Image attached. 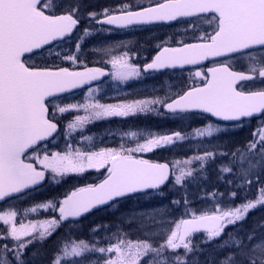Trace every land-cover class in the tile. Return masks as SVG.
Here are the masks:
<instances>
[{"label":"snow or ice","instance_id":"obj_1","mask_svg":"<svg viewBox=\"0 0 264 264\" xmlns=\"http://www.w3.org/2000/svg\"><path fill=\"white\" fill-rule=\"evenodd\" d=\"M125 10L118 15H108L97 21L117 27L132 24H148L154 21L171 22L182 18L196 17L206 22L211 31L205 30L195 37L199 42L188 43L183 40L178 47H162L147 69H166L198 65L205 60L240 54L251 63L246 72L233 70L227 62H217L207 73L196 71L203 84L184 91L169 100H140L130 104L101 105L98 103L60 106L54 99L58 93H65L83 84H87L105 73L99 68H87L85 71L38 69L30 64L35 50L52 45L54 41L69 36L79 23V6L67 5L65 0H0V201L13 194L38 185L45 179L46 172L53 178L69 173H83L87 169L99 171L105 168L107 175L97 185H89L74 191L58 206V218L54 216L43 222L24 224L17 222V211L0 209V264H28L25 251L29 245L39 239L44 241L69 218H78L98 205L109 204L130 194L147 189L160 190L170 177L175 185H183L185 177L192 171L179 167V174L170 170L167 163H153L147 159L137 158L134 153H144L155 148L173 144L185 137L176 132L137 142L135 147L121 145L119 149L105 148L100 151H81L79 148L60 153H45L41 157L38 145L41 141L54 139L58 123L55 112L50 116L52 105L61 114L69 110L83 108L87 115H76L69 122L68 129L74 131L93 119L105 116H128L137 112L155 111L153 104H161L169 112L200 110L223 121H240L241 118L256 117L259 120L253 131V139L248 142L247 151L259 156L250 159L244 153L239 154V167L242 178L249 185L252 169L264 173V88L243 91L237 85L241 81L264 83V0H158L154 6ZM95 17L94 13L90 14ZM189 25L196 21L187 20ZM88 34V30H84ZM79 50L80 44L76 45ZM258 50L259 54H254ZM59 55V53H57ZM64 59L76 63L77 57L68 55ZM112 77L126 81L139 76V69L129 63L128 54L114 56L111 60ZM92 110L91 112L89 110ZM219 127L209 124L203 130H197L198 136L220 132ZM135 136L136 133H131ZM31 150V151H30ZM227 156L228 153H221ZM214 153L205 152L203 156L194 157L205 161ZM233 157L237 153H232ZM40 165L38 170L30 161ZM247 161V167L245 162ZM191 164V160L182 162ZM222 172L231 173V167H224ZM236 193H232L235 197ZM179 205L181 201L174 200ZM187 203V200H184ZM264 206V186L258 189L256 198L246 200L229 210L216 207L212 214H193L191 219H180L168 230L167 238L154 247L148 240H118L115 244L97 248L81 240L65 243L59 249L52 264H80L74 258L86 253L99 252L114 254L104 260V264H188V254L194 251L190 239L193 234L204 232V242L220 238L229 225L244 221L250 210ZM45 211L57 210L56 204L47 202L38 205ZM30 211H37L33 207ZM38 236L34 235L37 232ZM226 253L219 264H264V239L252 243L253 233L245 238H232ZM12 241L9 243L8 241ZM184 252L181 253L180 250ZM173 253L165 256V251ZM149 253L154 254L149 256ZM70 258H73L70 260Z\"/></svg>","mask_w":264,"mask_h":264},{"label":"trees","instance_id":"obj_2","mask_svg":"<svg viewBox=\"0 0 264 264\" xmlns=\"http://www.w3.org/2000/svg\"><path fill=\"white\" fill-rule=\"evenodd\" d=\"M115 5H112L113 7L107 6L109 9L105 11H107V13H117L122 11L121 9L114 8ZM101 7L102 5H90L92 11L87 9L86 12L92 13L94 11L96 14H98L103 11V9L101 10ZM130 9L132 8L130 7ZM80 17H83V15H79V18ZM199 24L201 23L196 21L195 25H191V27H194L195 29L193 33H191V30L189 29L190 27H186L185 29L180 28L179 41L183 40L188 43L199 42L195 39V37L202 35L204 32ZM77 33L79 34L80 30H78ZM150 39L156 41L155 37ZM154 43V41L148 42L149 45ZM177 45L180 44L176 43V46ZM155 98L158 97L149 95L144 99ZM199 119L203 122L209 123V120L206 118L201 117ZM160 121L161 119L159 120L157 116L154 117L148 115L137 117L131 121L130 129L127 131L134 133L138 130H143L145 127H161L163 123ZM256 124H259L258 119L242 122L240 124L241 126L237 127L238 129L236 135L240 133L246 134L247 132V140L250 139L253 130L256 128ZM196 126H191L186 129V131H191ZM180 131L185 132L183 129ZM167 133L172 134L173 132ZM60 135L58 137H60ZM243 146L244 145L242 144L233 146L231 150L226 151L228 155L224 157L218 156V152H215L217 154H214L213 157L205 161H194L195 159H193L191 165L187 166L188 170L192 171V175L185 177L182 186L175 185L174 177H170V181L167 182L166 185L160 190L112 203L108 209L95 210L88 215L81 217L77 223H61V226L56 231L55 236L41 242L36 240L33 244L29 245L28 249L25 251V259L27 260L28 264H52L53 258L66 242H79L81 240L89 243L90 246L95 245L97 248H106L109 246V244H115L120 239L132 242L148 240L153 244L154 247H156L164 241L162 236H154L155 234H153L154 231L160 229V226H145V224L139 219L137 215L139 211L148 210L147 214L149 216L153 213L159 214L162 212L160 215L164 217V219L171 215L172 212H175L176 214L171 216H173L174 219L178 218L179 221L182 218L190 219L193 214L200 215L198 214L199 209L204 207L202 206V203L208 202L210 200L220 199L223 203L225 202L228 204V207L232 209L246 202V200H252L256 198L258 189L261 186H264V173L259 174V179L257 180L256 178L257 181L251 179L253 182L249 185L246 183L245 179L242 178L240 172L237 173L232 171L226 176L229 178V180H225V178H223V174H225V172L221 171L222 168L228 167L226 164L231 165L232 168H235L236 165H238L239 154L243 151L245 153L244 149H240ZM158 150L159 148L156 149V151ZM232 153H237V156L233 157ZM137 155L152 162H166L171 166V168L173 164L172 162L174 161L173 159L176 158V156L171 158L165 153L156 152L147 154L139 153ZM180 158H186V156H181ZM92 176H94V173L84 174L81 178L61 179V182L56 187L57 189L58 187H61L63 190H66L62 192V194L66 195L67 191L69 192L70 189L74 188H67L68 183L72 180L74 182L76 181L82 183L81 186H79L82 187L96 183L101 179L100 175L96 179H92ZM54 189L56 188H51L53 193ZM232 193H236L235 197L232 196ZM152 195H159L155 197L158 198L161 196V199L157 201H150L152 202L151 206H146L147 204L143 205V201ZM185 199L187 200L186 204L184 203ZM174 200L181 201V203L179 205L174 204ZM105 213L108 215L107 217L105 216ZM128 213L131 214L129 220L115 219L112 217L116 214L127 215ZM206 213L212 214L213 211H207ZM73 224L81 225L79 228L83 230L84 233L82 236H84L85 239H80L78 235L79 228L73 229L70 226ZM249 233H253L255 236V239L252 241V243H256L257 241L264 238V206H258L256 209L250 210L244 221H241L234 226L229 225L220 238L213 239L209 243L204 242V237L206 236L204 232L193 234L190 239L193 242L194 251L188 254V264H219V262L223 260L226 253L231 250L227 247V243L231 242L229 235H231L232 238L244 237L245 243H248L246 237ZM8 242L12 243L10 240ZM36 245H41L39 251L42 253V255L32 256L33 249ZM35 250L38 251V248ZM180 252L183 253L184 250L181 249ZM87 254L90 253H86L85 255ZM107 255L109 256L114 254L107 253ZM153 255L154 254L149 253V256ZM164 255L172 256L173 253L166 250ZM71 259L73 258H70V260ZM147 259L148 257L143 258L141 264H144V261Z\"/></svg>","mask_w":264,"mask_h":264},{"label":"rangeland","instance_id":"obj_3","mask_svg":"<svg viewBox=\"0 0 264 264\" xmlns=\"http://www.w3.org/2000/svg\"><path fill=\"white\" fill-rule=\"evenodd\" d=\"M157 2L158 0H67L65 1L67 5H73V4L78 5L81 14H88L86 12L87 9H90V11H92L90 8V5L91 6L102 5L101 10L102 9L105 10L107 6L113 7L112 5L116 4L114 8L125 10L124 9L125 5H128L134 9V8H140V7L148 6L151 4H155ZM78 13H77V16H78ZM92 13L95 14L94 11ZM90 14L86 16L91 19L96 18V15L93 18V16H91ZM182 24L185 25L186 22ZM204 24L205 26L208 27L207 30L210 32L211 28L209 27V25L206 22H204ZM201 29H204L203 31L206 30V28H201ZM138 37H144V34L142 33V31L135 32L131 35V37H125L124 40L121 39V40H114L110 43L108 42L102 43L96 47V52L94 51V49H91L89 58L99 55L100 59L101 58L108 59L111 62L114 56L124 55L125 53H127L126 51L129 50L131 46L132 47L134 46L132 49L131 55L128 57V59L132 61L131 62L132 65L137 67L144 60H146L156 48L159 47L158 44L154 43L152 44V46L147 52L143 50L140 52L138 50H141V48L135 47L137 44ZM127 54L129 55V53ZM254 54H259V52H256ZM225 62H227L231 66L238 64L239 66L243 67L245 71L248 70L249 65L251 63V61L247 57H244V56H237L235 58L227 59ZM194 76H196L195 73H194ZM164 79H165V82L163 83V86H162L160 82L157 81V80H162V79H159L158 77H154V76L145 77L143 76L141 72L139 76L132 77L126 81H118L117 83L115 79L112 78L111 81L113 82L112 84L113 86H112L111 91L114 90V93L110 94L109 97H112L113 100H117L115 101V103H113L114 105H121V104H130V103H133L135 101H140V100H153V99H144L145 97L149 95L157 96L158 98H155V99H159V100H165L166 98L170 100V99L175 98L176 96H178L179 94L183 92L181 84H183L184 81L181 77L169 78V79L164 78ZM195 79L199 80L201 78L196 76ZM248 85L249 87H251L252 90H257L258 86L262 87L264 86V83H261L259 81H253L251 84H248ZM244 88H248V86ZM94 102L95 100H92V99L88 101L89 104L94 103ZM97 102H100L99 104L104 103L103 105H110L105 102L104 98L102 100H99L98 98L96 100V103ZM56 104H59L60 106H66V103L58 102ZM160 106L161 104H153L151 107L156 109L155 111L137 112L135 114H129L128 116H124V117L125 118L129 117L131 121L137 117L148 116V115L156 117L155 114H158ZM53 112H55V119L57 121L58 120L61 121L62 118H65V117H71L70 119L74 120V117L76 116L75 114L68 115L71 113L70 110L64 114H61L58 111H56L54 107H53ZM199 118L201 117H199L198 115L169 116V118L166 117L164 120L161 121L163 123L161 127L160 126L155 127V128L145 127L143 130H138L137 132H134L136 133L135 136L131 135V133L133 132H129V135H126V137L120 139L119 142H115V140L114 141L106 140L105 142L100 144L96 150H92V151H100L101 149H105V148L119 149L121 145H124V143H128L130 141L131 143L133 142L130 147H135L137 142L144 143L148 139L153 138V137H159L163 135H172L176 132H180L185 137L183 140H176L173 144L158 147L159 148L158 151H156L157 148H155L152 151H148V152H144L140 154L156 152V153H165L169 155L171 158H174L176 156V158L173 159L174 161L172 162L173 164H172L171 170L173 169L172 171L177 175L179 174V167H185L186 170H188L187 166L191 165V164L186 165V164H183L182 162L187 161V160L193 161L194 157L203 156L205 152H211L214 154H217L215 152H218L217 154L218 156L224 157V155H221V153H226L227 150L228 151L231 150L233 146L235 145H241V144L244 145L240 149L241 150L244 149L245 153L244 151L241 153H244L246 156H248V158L259 159L258 155L249 153L247 151L248 142L253 139V135H252L253 133L251 134V138L247 140V135H246L247 132L246 134L240 133L236 135V132L238 129L237 127H240L241 125L225 126V125H220L218 123H214L211 121L209 123H206V122L201 121ZM209 124H211L214 128L219 127L221 131L218 133L214 132L211 137L207 135L198 136L196 134L197 130H203ZM191 126H196V127L193 128L191 131H186V129H188ZM257 126L258 124H256V128ZM79 129L80 128H77L71 133V137L69 138L70 141H68V134L66 133L65 134L66 135L65 137H67L66 139L64 138H62V140L60 138L57 139L51 145H48L47 147L40 149L38 154L42 157L43 154L45 153H49V154L52 152L64 153L69 150V146L72 150L79 148L81 151H88L86 140L83 141L82 143L83 146L78 145L77 142L75 143L71 142L72 139H74L75 137L79 135L78 133ZM182 129L185 130V132L180 131ZM167 132H173V133L171 134ZM239 141H243V142H239ZM137 154L139 153H134L135 156ZM181 156H186V158H180ZM33 161L37 165V167L40 168L39 163H37L35 160ZM194 161H198V160L195 159ZM177 162H181L179 164V167L177 166ZM226 166L232 168L231 165L226 164ZM245 167H247V161L245 162ZM232 169L233 171L237 173L240 172V175L242 176L240 167H239V159H238V165H236V167ZM104 172H105V168H101L99 171H97L96 169H87L83 173H69L62 177H55V178H53V174L51 172H46L47 177H48L46 195L42 194L40 197H34L33 201L28 200V199H23L21 201L11 203L0 209L12 208L16 210L18 213L16 217V220L18 223L23 222L24 224H29V223L39 224L40 222H43L45 220H50L54 216H56L55 212H53L51 209L45 211L44 209L39 208L38 205L47 203V202H52L56 204V206H58L60 198L64 196L62 192L66 191V190H63V188L61 187H58V189L56 187L61 182V179L63 180L68 177H70L71 179H75L76 176H83L86 173H95V174L101 173V176H102ZM257 173H258V169L253 168L251 179H254L255 181H257L256 180ZM229 174L230 173L225 172V174H223V178H225V180H229V178L226 177ZM75 185L76 184L72 180L68 183L67 188L69 187L73 188L75 187ZM52 187L56 188L54 189V193L53 191H51ZM155 196H159V195H152L151 197L147 198L145 201H143V205L147 204L146 206H151L152 202L150 201H157L161 199V196L158 198H156ZM202 206L204 207L199 209L198 214H203V213H206L207 211L214 212V209L216 207H220L222 210L230 209L228 207V204H226L225 202L223 203L220 199L210 200L208 202L202 203ZM33 207H36L37 211L35 212L30 211ZM147 211L148 210L139 211L137 213L139 219L147 227L148 226L149 227L160 226V229H158L157 231H154L153 234H155L154 236H162L163 239L165 240L167 238L168 230L174 227V224L178 222V218L174 219V217L171 216L176 213L172 212L171 215H169L167 218L164 219V217L160 215L162 213L161 211H160L161 213L159 214L153 213V214H150V216L147 214ZM105 216L107 217L108 215H106L105 213ZM112 217L115 219L129 220L131 217V214L130 213H128L127 215H120V214L117 215L116 214ZM159 217H162V218H159ZM73 225H70L73 229L74 228L78 229L81 226V225H76V224H73ZM39 230L40 229L38 228L37 232L34 233V235L38 236ZM57 230L58 228L53 232V234L49 238L55 236ZM83 233H84L83 230L79 228L78 235L80 239H85V237L82 236ZM37 241L41 242L39 239H37ZM40 246L41 245H36L34 247L32 256L42 255V253L39 251ZM36 248H38V251L35 250ZM107 257H108L107 253L94 252V253L84 255L83 257H77L74 259L79 261L80 264H104V260Z\"/></svg>","mask_w":264,"mask_h":264},{"label":"flooded vegetation","instance_id":"obj_4","mask_svg":"<svg viewBox=\"0 0 264 264\" xmlns=\"http://www.w3.org/2000/svg\"><path fill=\"white\" fill-rule=\"evenodd\" d=\"M105 10H103L104 12H100L98 14L95 13L96 18L94 19L88 18L86 15H84L83 17H80L79 23L77 27L74 29V32L70 38L64 41L55 43L47 49H44L42 51L35 52L33 54L26 56V57L28 56L31 57L29 61L30 64L38 69L47 68L49 70H58L59 68H68L69 71H78V70H83L86 68H99L102 71L108 73L106 76L102 78H98L97 82L94 84L86 86L78 91L65 94L59 98H55L54 99L55 103L61 102V103H66V105H83L86 103L89 104L88 101L91 99L95 100L94 103H96V100L98 98L99 100H102L104 98L107 104L114 105L113 103H115V101L117 100H113L112 97H109L110 94L114 93V90L111 91L112 86H113L112 85L113 82L111 81L113 78L111 75V73L113 72L112 64L108 59H103V58L100 59L99 55L89 58L91 49H94V51L96 52V47L99 46L100 44L106 43V42L110 43L114 40H121V39L124 40L125 37H131L133 33L138 32V31H142V33L144 34V37H138L139 40H143L142 44L140 45L143 51H146L147 46L148 48L152 46V44L151 45L148 44L149 41H154L156 44L159 45V47L155 49L156 53L162 47H178L180 45L176 46V43L179 42V28H182L184 26L182 23L187 22V20H191L190 18H187V19H181L170 25H154V26H146V27H140V28H130L126 30H116L112 27L98 24L97 21L106 17ZM107 14L111 15L115 13H107ZM205 28L207 30L208 27L205 26ZM85 29L88 30L87 35L84 34ZM189 29L191 30V33H193L195 30L194 27H190ZM78 30H80L79 34L77 33ZM152 37H155L157 42L155 40H151L150 38ZM78 43L80 44L79 50L76 47ZM131 51H132L131 47L129 48V50L126 51L127 53H129L128 57L131 55ZM57 53H59V55H57ZM68 55L76 56L77 57L76 63H73L70 60L64 59V57ZM231 58L233 57H230L228 59H231ZM131 62L132 61L129 59V63ZM209 66L211 65L190 67V68H185V69L176 70V71H162V72L145 75V77L154 76V77H158L159 79H162V80H157L161 83L162 86H163V83L165 82L164 78L169 79V78L181 77L184 81V82L182 81L183 84H181L182 91H184L191 87L193 88L196 86H201L203 84L202 78L200 77L201 79L199 80L195 79L196 76H194V73L196 71H202L203 73H206V70L207 68H209ZM229 66L235 71L246 72L244 68L239 66L238 64L234 66H231V65ZM137 68L140 70V68L142 67L138 66ZM115 81L117 83L120 80L115 79ZM256 81H259V80H256ZM252 82L253 81L246 82L240 85V88L241 86L244 85L243 87L248 86L246 91L252 90L251 87H249L248 85V84H251ZM262 88H264V86L262 87L258 86L257 89H262ZM97 103L99 104L100 102H97ZM103 104L104 103H101V105ZM70 111L71 113L68 115L75 114V115L84 116L88 114L84 111L83 108H80L79 110L73 109ZM89 111L91 112L92 110L90 109ZM52 113H53V107L52 105H50L49 106L50 116L52 115ZM70 118L71 117H65V118H62L61 121L59 120L57 121L55 119V121L58 123V127L61 128V140L62 138L64 139L67 138L65 137L66 136L65 134L67 133L68 141H70L69 138L71 137V133L73 132L72 130L68 129L69 122L73 121ZM130 123H131V120L129 119V117L125 118L124 116H105L99 119H93L90 122L86 123L83 126V128L79 129L78 131L79 135L75 137L74 139H72L71 142L72 143L77 142L78 145L83 146L82 143L84 140H86L87 150L88 151L96 150L97 147L103 142H105L106 140H112V141L115 140V142H119L120 139L126 137V135H129V132L127 130L130 129ZM49 144L41 145L39 146V148L40 149L45 148ZM124 145L125 147H130L131 141L128 143H124ZM30 162H32L38 170L40 169L39 167H37L34 161H30ZM81 177L82 176H76L75 178H81ZM96 178H98V176L94 174V176H92V179H96ZM74 183L76 184L75 187L69 190L68 193H71L81 188L79 186H81L82 183L76 182V181ZM46 185H47V181L45 182V184H43L41 187H39L38 189L34 191L27 192L19 197L7 200L3 204H1L0 207L5 206L14 201L24 199L28 195L35 194L41 190H44L43 192L46 195L47 194ZM82 187H85V186H82ZM108 208L109 206L102 208V209L104 210ZM81 217H84V216H81ZM80 218H76L72 220L68 219L64 221L63 223H77V221Z\"/></svg>","mask_w":264,"mask_h":264},{"label":"water","instance_id":"obj_5","mask_svg":"<svg viewBox=\"0 0 264 264\" xmlns=\"http://www.w3.org/2000/svg\"><path fill=\"white\" fill-rule=\"evenodd\" d=\"M153 6H154V5H153ZM138 10H140V9H138ZM119 14H121V13H119ZM115 15H118V14H115ZM105 19H106V18L101 19L100 21H103V20H105ZM173 22H175V21H171V22L154 21V22H152V23H148V24H132V25H128L127 27H117V26H115V25H109V24H107V23H98V24H100V25H105V26L113 27V28H115V29H120V30H122V29H128V28H134V27H142V26H150V25H157V24L168 25V24H171V23H173ZM72 33H73V32H72ZM72 33H71V34H72ZM71 34H70L69 36L65 37V38L70 37ZM65 38H63L62 40H64ZM59 41H61V40L54 41L53 44H54L55 42H59ZM53 44H52V45H53ZM49 46H51V45H46L44 48H47V47H49ZM44 48H43V49H44ZM40 50H42V49H40ZM40 50H35L34 52H37V51H40ZM158 53H159V51L156 53V55H157ZM26 55H30V54H26ZM156 55H155V56H156ZM233 55H235V54H230L229 56H233ZM155 56L153 57V59L155 58ZM226 57H228V56H226ZM222 58H225V57H218V58H214V59H211V58H210L209 60H205V61H203L201 64L208 63V62H212V61L219 60V59H222ZM152 61H153V60H152ZM152 61H151V62H152ZM201 64H198V65H201ZM146 66H147V65H145V66L142 68V71H143L144 73H154V72H159V71H164V70H177V69H182V68L191 67V66H197V65H185V66L182 67V68H181V67H176V68H166V69H160V70H156V69H147V70H146ZM85 70H86V69H84V70H79V71H77V72H82V71H85ZM103 72H104V71H103ZM104 73H105V75H103V76H101V77H99V78H102V77H104V76H106V75L108 74L107 72H104ZM97 80H98V79H97ZM97 80H93V81H91V82H89V83H87V84H83V85H81L80 87H78V88H74V89H72V90H70V91H68V92H65V93H58L56 97H60V96H62V95H64V94H68V93H71V92L77 91V90H79V89H82V88H84V87H86V86H89V85H91V84L96 83ZM242 82H246V81H241L240 83H242ZM240 83H239V84H240ZM239 84H238V85H239ZM238 85H237V86H238ZM56 97H55V98H56ZM49 99H52V98H49ZM163 110L166 111V112H169V111H168L166 108H164V107H163ZM169 113H173V112H169ZM179 113H194V114H200V115H203V116L208 117L209 119H211V120H213V121H215V122H218V123H224V124L237 123V122H240V121H243V120L257 119L256 117H253V118H241L240 121H223V120L218 119L217 117H213V116H211V114H209V113L201 112L200 110H190V111H185V112L177 111V112H175V114H179ZM55 134H56V133H54L53 135H55ZM50 139H51V137L49 138V140H50ZM49 140H47V141H41L40 144L45 143V142H48ZM40 144H39V145H40ZM39 145H38V146H39ZM30 151H31V150H30ZM153 163H154V162H153ZM162 163H165V162H162ZM169 167H170V166H169ZM170 170H171V168H170ZM106 175H107V174H106ZM44 181H45V179H44L43 181H41L38 185L32 186V187H30V188H28V189H25V190H23L21 193L13 194L12 197L18 196V195H20V194L25 193L26 191L32 190V189H34V188H37V187L40 186ZM102 181H103V179H102L100 182L96 183L95 185L101 183ZM93 186H94V185H93ZM77 191H78V190H77ZM153 191H156V190L147 189V190H144V191H141V192H137V193H134V194H130V195L125 196V197H122V198H117V200H115V201H118V200H121V199H125V198H129V197H133V196H137V195L146 194V193L153 192ZM71 193H72V192H71ZM71 193H70L69 195H71ZM69 195H67V196H69ZM67 196L64 197V198H62L60 202H62L65 198H67ZM9 198H11V197H9ZM9 198H6L5 200H7V199H9ZM115 201H112V202H115ZM2 202H4V201H0V203H2ZM110 203H111V202H109V204H110ZM107 205H108V204H105V205H98V206H96L95 208H93L92 210H90L89 212L82 214L81 216L86 215V214L90 213L91 211L96 210V209H98V208L105 207V206H107ZM56 213H57V215H58V208H57V210H56ZM69 219H74V218H69Z\"/></svg>","mask_w":264,"mask_h":264}]
</instances>
